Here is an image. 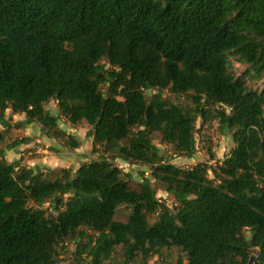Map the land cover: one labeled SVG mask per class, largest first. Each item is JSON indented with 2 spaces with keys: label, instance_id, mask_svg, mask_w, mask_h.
<instances>
[{
  "label": "trees",
  "instance_id": "trees-1",
  "mask_svg": "<svg viewBox=\"0 0 264 264\" xmlns=\"http://www.w3.org/2000/svg\"><path fill=\"white\" fill-rule=\"evenodd\" d=\"M150 88L199 98L184 108ZM50 99L102 154L54 179L0 158V264H60L70 244L94 264L117 246L124 264L171 246L178 264H264V0H0V122L10 109L78 147ZM211 118L234 143L216 167L163 161L154 133L192 157ZM116 157L151 177L135 187Z\"/></svg>",
  "mask_w": 264,
  "mask_h": 264
},
{
  "label": "rangeland",
  "instance_id": "rangeland-1",
  "mask_svg": "<svg viewBox=\"0 0 264 264\" xmlns=\"http://www.w3.org/2000/svg\"><path fill=\"white\" fill-rule=\"evenodd\" d=\"M106 88L105 85L101 86L104 92ZM144 93L148 99L155 94H160L184 108H194L199 98V95L193 91L175 94L166 89L150 88L144 90ZM44 107L58 118L57 125L61 130L71 133L77 138L79 146L72 147L71 141L68 140L67 142L63 139L64 137L47 136L43 133L39 122L25 124L26 115L11 114L10 109H8L4 120L0 122V158L4 156L8 161L20 160L21 165L43 172L45 177L54 179L61 175L63 168L75 171L81 164L100 157L102 150L93 151L92 137L87 135L91 126L85 120L72 123L61 113L55 99H50L44 104ZM197 128V150L192 157L176 153L171 145L161 140L160 133H154V144L165 154L163 161L183 168H189L202 161L216 167L217 163L225 157L234 145L232 132L229 130L222 131L218 120L215 118L207 121L199 119ZM14 143L17 144L12 146ZM114 163L132 175V184L135 187H138L137 183L142 180L143 176L151 177V169L147 165L129 163L121 157H116ZM209 175L212 176V172ZM153 184L157 187V195L165 199L166 192L162 186L154 180ZM131 211L132 208L123 204L115 218L125 221ZM156 217L150 216V223H153ZM244 234L247 238L251 236L249 230H245ZM68 249L70 251L61 252L60 264H94L92 259L87 256V251L83 253V259L78 260L74 259L72 255L74 246L70 244ZM123 253L124 249L117 246L111 257L104 260L103 264H124ZM256 254L254 252L251 256H256ZM179 258H184V253L178 247L171 246L163 248L159 255L149 258L148 262L149 264H178ZM138 262L139 258L131 264H139Z\"/></svg>",
  "mask_w": 264,
  "mask_h": 264
},
{
  "label": "water",
  "instance_id": "water-1",
  "mask_svg": "<svg viewBox=\"0 0 264 264\" xmlns=\"http://www.w3.org/2000/svg\"><path fill=\"white\" fill-rule=\"evenodd\" d=\"M255 258H256V256H252V257L249 259V261H248L247 264H253Z\"/></svg>",
  "mask_w": 264,
  "mask_h": 264
}]
</instances>
